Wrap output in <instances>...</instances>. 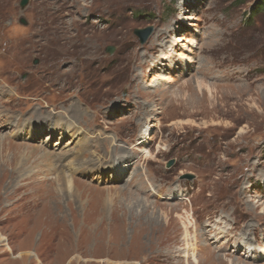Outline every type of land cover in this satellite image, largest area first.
I'll return each instance as SVG.
<instances>
[{
	"label": "rangeland",
	"instance_id": "374dc122",
	"mask_svg": "<svg viewBox=\"0 0 264 264\" xmlns=\"http://www.w3.org/2000/svg\"><path fill=\"white\" fill-rule=\"evenodd\" d=\"M21 1L0 0V135L39 152L0 164V264H264V0Z\"/></svg>",
	"mask_w": 264,
	"mask_h": 264
},
{
	"label": "bare ground",
	"instance_id": "6f19581e",
	"mask_svg": "<svg viewBox=\"0 0 264 264\" xmlns=\"http://www.w3.org/2000/svg\"><path fill=\"white\" fill-rule=\"evenodd\" d=\"M164 58V60L165 61H167V62H170L171 60H168V57H163ZM196 85H195V87H196V89L197 90H201L202 89V87H204L205 89H207V91H209V87L208 86H206V85H203L202 83H200V81L199 82H196L195 83ZM48 119V118H47ZM47 119H44L43 118V121L44 122H46L47 121ZM62 123V122H61ZM64 126V125H63ZM65 127H67V130L66 131H70V130H72L71 129V123H69V124H66V126ZM73 127V126H72ZM1 129V128H0ZM60 129V127H59V125H57L55 128H52L51 130H59ZM144 129V128H143ZM142 129V130H143ZM74 134H75V132L71 135V137H74ZM147 131H145V130H143V131H141L140 132V137H139V139H138V141H137V143L133 146V147H131V148H129V149H127L129 152H131L132 153V155H133V157H134V154H136L137 153V145H147ZM9 137V136H8ZM150 139V138H149ZM46 142H49V139L47 138L46 139ZM60 142H57V143H55L53 146L54 147H56V146H60ZM17 145V144H16ZM117 148V149H119L120 151H118V150H114V151H111V153H113V154H115L116 152H119L118 154H115L114 156H119V155H122V156H119L118 158H116L115 160L117 161V163H118V168H116V167H112L111 169H110V171L109 172H113L115 175H121L122 174V172L124 171V166L126 165V163H128V157H130V156H123V148H121V147H119V146H117V145H115L114 144V146H113V148ZM39 149L38 148H31V147H27L26 145L25 146H14L12 143H10V142H6L5 141V138L3 137V136H1L0 135V164L1 163H3V164H8V160L10 161V162H13V160H14V162H17L18 161V170H19V172H25V166L26 165H28L29 164V160L31 159V157H33L34 155L37 157V155H38V151ZM12 151V152H11ZM44 151H46L45 149H44ZM9 152H11L12 153V157L10 158L9 157V155H7V153H9ZM43 153V152H42ZM81 155L83 154V152L81 151V153H80ZM141 154L142 155H144L143 157H145V158H150L151 157V155H150V153L148 152V151H145V150H142L141 151ZM43 155H44V153H43ZM45 155H47V153L45 154ZM36 157H34V158H36ZM41 157H42V155H41ZM44 157V156H43ZM125 157H127V158H125ZM133 157L131 158L132 160H133ZM11 159H13L12 161H11ZM38 159H39V156H38ZM123 159H124V162H123ZM37 161V160H36ZM35 161V162H36ZM40 161V160H39ZM47 161V160H46ZM85 162V161H84ZM129 162H131V160H129ZM133 162V161H132ZM49 163V162H48ZM71 163V162H70ZM120 163V164H119ZM81 164V163H80ZM121 164H122V166H121ZM133 164V163H132ZM56 165V164H55ZM71 165V164H70ZM80 166V165H79ZM73 171V170H72ZM18 172V171H17ZM63 174V173H62ZM134 174V173H133ZM60 176L57 178V181H56V183H57V186H58V190L59 191H61V192H63V191H65V192H67V193H69L70 194V196H71V193L72 192H74V190L76 189V185H75V183H74V181H73V179H71L69 176H64V175H61V174H59ZM134 177V176H133ZM83 184V183H82ZM176 186V185H175ZM177 187V186H176ZM149 191L150 192H152V194H154V195H158L157 193H156V191L151 187L150 189H149ZM141 204H142V206L144 207V208H146L147 206H150V205H152V204H150V203H148V202H145V201H139ZM177 217V216H176ZM178 218H180V217H178ZM181 220V219H180ZM185 220V219H184ZM186 222V223H185ZM185 222H183L182 221V227H183V230H184V237H182L183 239H184V241L186 242V244H184V245H186V250H185V252H186V254L183 256V257H186V258H188V257H190V256H194L195 255V252H197V246L195 247L194 245L193 246H188V248H187V244L189 243L188 241H197V237L196 236H193V237H191V235H190V233H189V228H192L193 227V225H192V223L188 220V218H187V220L185 221ZM224 232H223V230L221 231V234H223ZM219 238H221V236H219ZM241 245H245L244 247V249L246 250L245 252L246 253H250V254H253L254 253V248H252L251 246H249V245H247V244H245V243H240ZM253 249V250H252ZM26 254H28V256H33V255H30L29 253H26ZM26 254H23V253H20L19 255H18V257H17V259H23L24 258V256H27ZM259 257H261V258H263L264 257V251H260L259 252ZM224 259V258H223Z\"/></svg>",
	"mask_w": 264,
	"mask_h": 264
},
{
	"label": "water",
	"instance_id": "95a60500",
	"mask_svg": "<svg viewBox=\"0 0 264 264\" xmlns=\"http://www.w3.org/2000/svg\"><path fill=\"white\" fill-rule=\"evenodd\" d=\"M28 0H22L20 3V8L23 9L26 5H27ZM21 24L25 26V22L21 21ZM151 33L150 29L147 30H141V31H135L134 34L135 36L139 39L140 44H143L146 42L147 38L149 37ZM106 53H108L109 55L112 53V49L111 48H107L106 49ZM34 64H37V61L34 62ZM171 166V163L169 165H167V168H169ZM182 179H186V180H192L191 176H184ZM181 179V180H182Z\"/></svg>",
	"mask_w": 264,
	"mask_h": 264
}]
</instances>
